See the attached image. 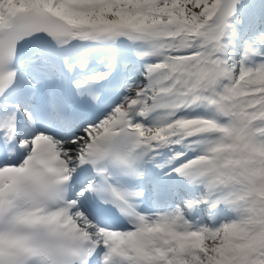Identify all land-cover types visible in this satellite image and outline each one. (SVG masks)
Instances as JSON below:
<instances>
[{
	"label": "snow or ice",
	"instance_id": "6c2138e0",
	"mask_svg": "<svg viewBox=\"0 0 264 264\" xmlns=\"http://www.w3.org/2000/svg\"><path fill=\"white\" fill-rule=\"evenodd\" d=\"M0 264H264V0H0Z\"/></svg>",
	"mask_w": 264,
	"mask_h": 264
}]
</instances>
